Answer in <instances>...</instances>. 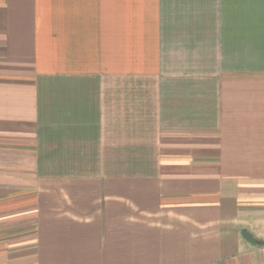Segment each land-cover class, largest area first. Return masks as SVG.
<instances>
[{
  "label": "crops",
  "instance_id": "obj_1",
  "mask_svg": "<svg viewBox=\"0 0 264 264\" xmlns=\"http://www.w3.org/2000/svg\"><path fill=\"white\" fill-rule=\"evenodd\" d=\"M0 264H264V0H0Z\"/></svg>",
  "mask_w": 264,
  "mask_h": 264
}]
</instances>
